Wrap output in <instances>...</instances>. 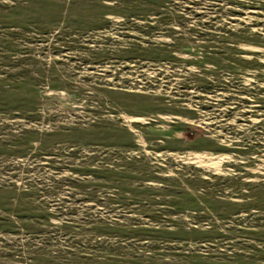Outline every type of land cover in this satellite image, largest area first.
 I'll use <instances>...</instances> for the list:
<instances>
[{
  "label": "rangeland",
  "instance_id": "1",
  "mask_svg": "<svg viewBox=\"0 0 264 264\" xmlns=\"http://www.w3.org/2000/svg\"><path fill=\"white\" fill-rule=\"evenodd\" d=\"M0 264H264V0H0Z\"/></svg>",
  "mask_w": 264,
  "mask_h": 264
}]
</instances>
